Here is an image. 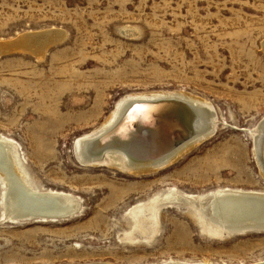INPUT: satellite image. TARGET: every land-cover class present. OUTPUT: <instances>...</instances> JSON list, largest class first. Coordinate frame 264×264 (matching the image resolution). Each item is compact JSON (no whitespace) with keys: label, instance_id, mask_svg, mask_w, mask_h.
I'll list each match as a JSON object with an SVG mask.
<instances>
[{"label":"rangeland","instance_id":"1","mask_svg":"<svg viewBox=\"0 0 264 264\" xmlns=\"http://www.w3.org/2000/svg\"><path fill=\"white\" fill-rule=\"evenodd\" d=\"M49 30L40 50L24 45ZM263 41L264 0H0V137L36 188L78 200L66 218L14 220L0 181V264L264 260V228L210 234L191 206L223 188L264 191L250 133L264 118ZM151 91L204 98L215 132L153 173L76 158L75 139L119 98ZM147 201L149 238L150 208L137 224L132 214Z\"/></svg>","mask_w":264,"mask_h":264},{"label":"bare ground","instance_id":"2","mask_svg":"<svg viewBox=\"0 0 264 264\" xmlns=\"http://www.w3.org/2000/svg\"><path fill=\"white\" fill-rule=\"evenodd\" d=\"M57 34L58 31L49 30L43 31L42 33H28L22 39L25 41L24 45L29 47L30 50H34L35 47H39L40 50L44 43H48L49 39L56 38L58 36ZM20 41V39L19 42L14 39L8 43L19 44L20 46L22 44ZM0 46L4 47L5 45L0 44ZM165 92L130 93L119 98L114 104L113 111L99 128L84 133L81 136L79 135L80 137L75 139L73 146L75 155L77 156L75 157L83 163L90 162L98 166H105L106 164L119 169L123 173L142 175L156 172L166 164H171L187 153L193 146L208 139L215 132L218 123L217 114L208 101L204 98L196 97V95ZM169 97L180 99L189 107L193 130L192 134L180 142L174 149L159 154L155 158L144 159L135 157L121 148L92 149V147H95L94 143L91 147L92 138L96 134H101L109 127L115 125L114 123L118 121L123 111L131 103L136 100L167 99ZM180 107L178 104L177 106L163 104L159 105L157 110L153 111L160 114V117L163 118L162 123L156 126L153 125L151 134L152 136L153 134L156 135L153 138L162 140L165 135H168L169 130L172 132L173 125L176 126L172 121L173 119H171L174 114L178 117L177 125L179 127L184 128V126H187L185 125L184 116ZM153 109L151 108V110ZM144 110L142 107L138 108L135 111L136 117H133V119L131 117L128 118V120L118 126L113 134L102 138L101 141L108 143L112 138L115 142L125 146V143L128 140L131 141V138L137 134L135 131L136 127L132 128V124L135 118L138 117L137 115L140 114L139 111ZM144 118L145 115L140 116V119L144 120ZM261 119L260 122L256 123L255 128L250 129V133L254 141L253 152L257 160L256 162L264 177V118ZM144 121L150 122L148 118ZM186 122L188 123V121ZM14 148V145L9 140L0 137V181L4 187L2 207L5 217L14 220H30L59 219L71 216L78 206V200L66 192L36 188L23 168ZM191 206L193 215L199 225L210 234L221 235L222 232L231 233L236 230L244 232L245 229L264 227V191L261 190L223 188L211 195L195 197L192 199ZM149 208L150 214L147 219L152 224H149V228L147 229L149 233H146V229L140 231L144 234L145 238L151 237V230L157 222L158 206L154 202L147 201L143 204L136 205L132 209V214L137 224L143 218L141 213L149 210ZM127 233L131 235L132 241L136 240L131 231ZM162 264H209V262L201 261L200 263H194L191 260H171Z\"/></svg>","mask_w":264,"mask_h":264},{"label":"water","instance_id":"3","mask_svg":"<svg viewBox=\"0 0 264 264\" xmlns=\"http://www.w3.org/2000/svg\"><path fill=\"white\" fill-rule=\"evenodd\" d=\"M163 104L176 106L178 104L179 106H181L180 109L184 116L185 125L187 126H184V128L179 127L177 125L178 117L176 114H174L171 119H173L172 121L175 123L176 126L173 125L172 132L169 130L168 135H165L162 140H159L153 138V136L156 135L153 134L152 136L151 132L153 125L156 126L162 123L161 121L163 118L160 117V114H157L153 111L157 110V107ZM140 107L144 108L145 110L139 111L140 114L137 115L138 117L135 118V121L132 124V128L136 127L135 131L137 134L135 135V137L131 138V141L128 140L125 143V146H122L120 145V143L115 142V140L112 138L109 140L108 143H106V141H101L102 138H106L109 135L113 134L118 128V126L128 120V118L131 117V119H133V117H136L135 111ZM151 108L154 109L151 110ZM190 114L191 112L189 110V107L180 99L169 97L167 99L158 98L154 100H136L123 111L118 121L114 123L115 125L112 124V127H109L108 129H106V131H103V133L101 134H96V136L92 138L91 147L94 143L95 147H92V149L96 148V150H102L106 148H121L135 157H141V159L155 158L159 156V154L171 151L180 142L184 141V139L188 138L192 134L193 130ZM141 115H145L144 120L148 118L150 122L140 119ZM159 119L161 120L159 121ZM186 121H188V123ZM254 228L262 229L264 227ZM249 264H264V260Z\"/></svg>","mask_w":264,"mask_h":264}]
</instances>
